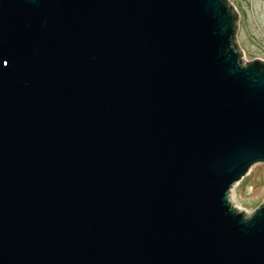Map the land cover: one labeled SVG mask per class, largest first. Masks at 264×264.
Wrapping results in <instances>:
<instances>
[{"label": "water", "instance_id": "obj_1", "mask_svg": "<svg viewBox=\"0 0 264 264\" xmlns=\"http://www.w3.org/2000/svg\"><path fill=\"white\" fill-rule=\"evenodd\" d=\"M229 0H0V264H264V60Z\"/></svg>", "mask_w": 264, "mask_h": 264}, {"label": "rangeland", "instance_id": "obj_2", "mask_svg": "<svg viewBox=\"0 0 264 264\" xmlns=\"http://www.w3.org/2000/svg\"><path fill=\"white\" fill-rule=\"evenodd\" d=\"M239 13L237 41L246 60H264V0H229ZM230 201L251 214L264 201V163L232 186Z\"/></svg>", "mask_w": 264, "mask_h": 264}, {"label": "bare ground", "instance_id": "obj_3", "mask_svg": "<svg viewBox=\"0 0 264 264\" xmlns=\"http://www.w3.org/2000/svg\"><path fill=\"white\" fill-rule=\"evenodd\" d=\"M250 170H251V168H250ZM250 170H249V172H250ZM249 172H248V173H249ZM248 173H247V174H248Z\"/></svg>", "mask_w": 264, "mask_h": 264}]
</instances>
